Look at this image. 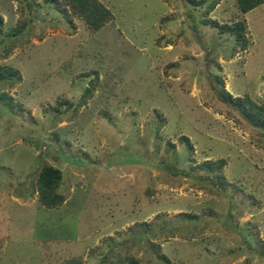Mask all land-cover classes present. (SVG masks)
Instances as JSON below:
<instances>
[{
  "label": "rangeland",
  "instance_id": "obj_1",
  "mask_svg": "<svg viewBox=\"0 0 264 264\" xmlns=\"http://www.w3.org/2000/svg\"><path fill=\"white\" fill-rule=\"evenodd\" d=\"M100 1L112 19L92 32L51 1L0 0V65L20 76L0 81V264H264V130L217 95L264 105V2ZM236 19L238 52L206 23ZM220 158L218 186L162 168Z\"/></svg>",
  "mask_w": 264,
  "mask_h": 264
},
{
  "label": "trees",
  "instance_id": "obj_2",
  "mask_svg": "<svg viewBox=\"0 0 264 264\" xmlns=\"http://www.w3.org/2000/svg\"><path fill=\"white\" fill-rule=\"evenodd\" d=\"M53 2L56 9L60 10L68 22L72 17H77L82 20L85 25L95 32L102 28L106 23L112 19V13L110 9L100 0H48ZM189 3L202 4L205 0H184ZM235 7L238 12L244 14L249 10L254 9L256 6L264 2V0H234ZM220 0H210L207 4V11H211ZM1 20V19H0ZM212 27L218 29L219 33H226L234 38L235 46L232 50L238 52V50H245L248 45V39L246 36V25L244 19H236L229 23H219L215 20H208ZM20 76L16 70L7 68L0 65V81L7 80L9 84L14 85L16 80H19ZM217 83H222L219 77H215ZM90 85L84 88L81 94V102H85L88 97L92 95V82ZM217 95L223 100L236 107L241 114L253 125L261 127L264 130V105L254 102L250 96H232L228 91L223 88L217 90ZM80 102V103H81ZM188 148L192 149L189 138L185 135L179 138ZM225 164L224 159L205 160L198 164L200 170L205 171L204 174H194L189 169L176 168L173 165L164 162L162 168L173 175H180L184 177H193L196 179H202L208 181L211 185L225 184L223 176L220 172L221 168ZM62 177L61 170L52 165L45 164L39 171L36 183L38 200L45 208L51 209L62 204L64 201V195L57 191V187ZM165 264H169L170 261L167 257L162 255ZM116 264H139L137 258L129 255H124L117 260Z\"/></svg>",
  "mask_w": 264,
  "mask_h": 264
}]
</instances>
